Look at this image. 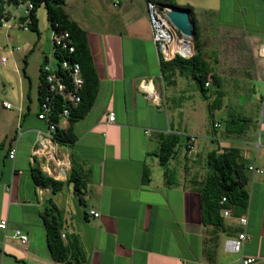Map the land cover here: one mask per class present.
I'll return each mask as SVG.
<instances>
[{
	"label": "crops",
	"instance_id": "crops-1",
	"mask_svg": "<svg viewBox=\"0 0 264 264\" xmlns=\"http://www.w3.org/2000/svg\"><path fill=\"white\" fill-rule=\"evenodd\" d=\"M110 1L66 0L65 4L71 19L87 33L100 80L92 108L75 125L77 140L62 145L70 168L64 176L53 177L65 181L71 159L76 160L85 177L80 194L69 184L53 193L50 188L36 185L32 175V169L40 163L33 161L31 150L47 129L38 113L41 67L49 52L48 32L43 39L42 31L37 34L35 47L39 55L19 56L8 51L6 62L1 58L0 223L6 220L7 228H0V264H78L74 260L58 262L49 251L43 214L49 213L53 204L59 209L64 244L73 241L75 246L77 241L85 255L80 264H241L243 255L264 261V54L260 52L264 0H175L181 6L191 5L198 25L202 21L211 28H215L225 2L226 12L240 16V22H223L221 29L201 31L202 40L205 42L204 37L211 32H221L233 45L232 51H238V62H252L255 69L251 101L246 98L238 112H229L225 120L207 117L215 130L222 129L220 135L207 132L217 145L215 149L238 147L246 165L263 170L256 174L249 171L250 203L242 214L248 216V225L241 231L246 230L251 238L240 253L225 248V240L239 233L238 216L224 218L223 230L204 225L202 220V199L195 182L205 179V158L211 150L201 155L196 141H180L178 154L169 162L168 177L159 162L161 141L167 134L179 135L180 140L183 135L197 137L191 132L196 106L187 101L198 94L205 98L203 93L197 85L191 95L182 89L180 99L170 106L169 101L177 96L170 87H176L180 78H190L176 74L174 83L163 78L162 57L152 38L147 0H118L116 6L112 0V6L118 8L112 13L103 9L110 7ZM102 10L106 12L100 13ZM35 47L29 46L27 53ZM252 48L254 63L249 56ZM224 56L214 48L206 58L215 69L226 62ZM32 58L39 63L36 88L27 74ZM24 68L28 86L21 76ZM215 72L221 76L223 86L225 77L217 69ZM246 84L235 92L240 98L246 94ZM213 86H208L207 96L212 95L209 92ZM219 90L222 96L232 94L222 87ZM208 103V114L213 115ZM187 106L190 111L185 109ZM110 112L115 113L113 122L108 121ZM67 122L62 120L60 128H65ZM216 123L220 126L215 127ZM13 148L16 155L11 158ZM174 172L180 174L176 179L172 177ZM145 174L150 178L147 183ZM17 229L28 235L26 244L14 236Z\"/></svg>",
	"mask_w": 264,
	"mask_h": 264
},
{
	"label": "trees",
	"instance_id": "trees-1",
	"mask_svg": "<svg viewBox=\"0 0 264 264\" xmlns=\"http://www.w3.org/2000/svg\"><path fill=\"white\" fill-rule=\"evenodd\" d=\"M9 0H0V20L6 18L9 20L11 16ZM169 7H180L190 12L194 21V34L191 38L193 44V54L189 58H183L179 55L169 60L161 59L160 65L163 78L167 83L175 82L174 75L179 74L184 77L193 79L201 93L208 98L207 82L217 88L222 87V78L215 72L210 65L202 48L201 35L197 25L194 8L191 5H179L175 0H151ZM33 3V9L28 16L30 29L40 35L38 9L45 6L47 9L48 19L51 28L57 29L55 24L58 23L59 29L70 32L76 51L72 54V58L81 64L84 76V85L81 89V103L70 110L67 126L57 129V139L61 145H71L77 140L75 132L76 123L83 119L92 108L100 87V80L94 66L93 58L88 45L86 31L74 20L71 19L65 9L66 0H11L13 3ZM20 21L27 18L18 15ZM0 21V26H2ZM26 70L24 68V74ZM173 80V81H172ZM210 83V84H211ZM46 90V84L41 71V84L39 87V99ZM220 93V90L218 91ZM222 96L221 94H219ZM211 108V105L209 106ZM59 122V118L54 119ZM229 125V121L226 122ZM190 139V137H187ZM180 136L175 134H167L163 137L158 152L159 162L166 169V176L169 173L167 168L169 162L178 154V146L180 145ZM207 173L203 181L195 182L197 190L201 194L202 199V220L204 225H211L218 230L224 228V218L221 216V209L228 207L232 209L235 216H241L246 213L250 203V192L248 189L250 183V175L248 165L243 160L241 151L238 147H224L209 151L205 158ZM32 175L36 185L50 188L53 193L61 191L66 184L74 183V189L77 194L85 188V180L83 176L82 166L74 159H71V169L65 181L55 179L42 171L40 165H36L32 169ZM150 178L144 175V182H149ZM227 199L225 204H221L222 198ZM59 209L53 204V208L43 214L46 225V235L49 251L52 257L58 262L76 261L80 264L85 255L81 247L73 241L69 245H65L61 237ZM74 253V257H72Z\"/></svg>",
	"mask_w": 264,
	"mask_h": 264
},
{
	"label": "built area",
	"instance_id": "built-area-1",
	"mask_svg": "<svg viewBox=\"0 0 264 264\" xmlns=\"http://www.w3.org/2000/svg\"><path fill=\"white\" fill-rule=\"evenodd\" d=\"M118 4V0L114 1V5ZM147 8L150 16V23L152 29V38L156 44L161 57L169 60L176 55L183 58L192 56L194 48L191 38L180 34L174 25L171 23L168 13L170 7L160 5L157 2L147 0ZM33 9V3H25V21H21L20 27L24 30H30V22L28 16ZM20 15V13H18ZM3 26L10 29L12 26L8 24V19L1 18ZM54 29L51 28V47L49 52L44 56V62L41 67L43 78L46 84V90L40 101V108L38 117L47 123V129L42 131L40 138L33 145L31 156L34 162L39 161L40 168L43 172L51 177H62L70 168V160L62 151V145L57 139V129L60 128V122L67 120L70 115V110L77 107L81 103V89L84 85V76L81 64L72 58L76 48L73 43L71 34L67 30L59 29L58 23L55 24ZM20 50V47L15 49L10 47V51ZM260 52L264 54V38L260 44ZM7 57H2V61L6 62ZM146 81H143L145 83ZM210 82L206 83L208 87ZM8 108L12 107L10 103L4 102ZM59 118V122L54 119ZM115 120V113L108 114V121ZM220 123H216L215 127H219ZM196 139L195 136H190L191 142ZM16 149H11L9 156L14 158ZM249 171L252 173H263L256 165H249ZM227 199L222 198L221 204H225ZM95 216L99 213L91 211ZM221 216L223 218H230L233 216L231 208L223 207L221 209ZM237 219L242 227L248 225V216L241 215ZM0 228H7V221L3 220L0 223ZM15 237H17L22 244H26L29 240L28 235L23 233L20 229L15 230ZM251 235L246 231H240L235 237L225 240V248L227 251L233 253H240L249 241ZM241 264H264L260 263L255 256L243 255L241 257Z\"/></svg>",
	"mask_w": 264,
	"mask_h": 264
},
{
	"label": "rangeland",
	"instance_id": "rangeland-1",
	"mask_svg": "<svg viewBox=\"0 0 264 264\" xmlns=\"http://www.w3.org/2000/svg\"><path fill=\"white\" fill-rule=\"evenodd\" d=\"M127 1V0H126ZM228 2V0H225ZM109 2V0H106V3ZM226 6L225 2L223 5V10L217 14V19L215 20L214 27L217 29L223 22H240V16L233 17L230 16L229 13L226 12L224 9ZM10 12L11 16L8 20V24H10L12 27L8 29L6 26L0 27V66H1V58L3 56L7 57L10 55L8 51H10V47H14L17 49L20 47V50H15V53H17L19 56H22L25 54V56L33 55H39L38 47H35V42H37L38 35L33 30H24L20 25L22 24L20 19L18 18V13L21 15H24L25 13V3L16 4L13 3L10 5ZM103 9H106L109 11V13L114 12V10H117L118 8H115L112 6V0L110 1V7H103ZM106 12L105 10L100 11V13ZM38 17H39V30L42 31L41 39L45 37L44 35L48 32L47 39L49 41V48L51 47V26L50 21L48 19L47 15V9L45 6H41L38 9ZM201 17V14L198 15ZM243 22L251 23L252 21L249 19H243ZM198 25V23H197ZM201 26V27H200ZM205 26V27H203ZM215 28L209 27L208 24L204 25L202 21H200V25H198V29L201 35V31H214ZM222 31V30H221ZM211 32V35H206L205 42L203 37H201L202 40V48L204 51V54L209 57V55H212V50L215 48L220 49V54L225 55L224 58L226 59V62L221 63L218 67L215 68L225 77V81H223V86L226 91H229L232 94L227 93L226 96H220L216 90L218 88L214 85L209 94L212 93L211 96H208V98H203L201 94L191 96L190 99H188L187 103L188 105L194 104L196 106V117L191 120L192 128H194V131L191 130L192 133L196 134L197 137L194 141H196V145L198 149L201 151V155H205L208 150H213L217 147V145L212 142L208 136L207 132H216L220 135L222 129H214L211 124H209L210 121H208V118H214L219 120H225L228 116V113L231 112L233 115H235L238 112V106L239 104H243L245 99L248 98V102H250V97L253 98L254 93L250 90V88L255 84L254 80H252L255 75V69L252 65V62L248 63H242L239 61V54L238 51H232L233 45L229 42L225 41V38L223 37V34L220 32H217V34ZM204 43L206 45V48L204 47ZM29 46L35 47L30 54L27 53V49ZM48 48V49H49ZM27 54V55H26ZM209 54V55H208ZM233 55V57H232ZM236 55V56H235ZM24 56V57H25ZM250 59L255 60L253 48L250 51ZM241 58V57H240ZM246 61V60H245ZM23 64V61H22ZM214 68V67H213ZM27 74H30V76L33 78V87L36 86V74H39V63L32 58L31 60V66L30 69L27 70ZM21 76L24 81V84L28 86L29 79L28 77H25L23 70L21 71ZM180 83L176 87H170L172 89L171 91L175 92L177 96H175L174 100L169 101V105L172 106L175 104L179 99L180 96L183 94V90H186V93L188 95H191L193 90L196 88V83L194 80L180 78ZM252 80V81H251ZM249 81V82H248ZM248 82V84H246ZM247 86L246 94L244 93L242 98H240V94H236V90L240 88V86L245 85ZM36 88V87H35ZM183 89V90H182ZM232 89V92H231ZM236 97V98H235ZM7 100H10L7 98ZM207 101L210 102L208 104H211V111L213 115L208 114V108L206 106ZM1 107L3 108L2 101H1ZM164 108V107H163ZM186 110L190 111V106H187L185 108ZM208 117V118H207ZM187 139V136L183 135L181 136V142H185ZM182 151H184V148L182 147ZM182 153V152H181ZM180 174L173 173L172 177L176 179L179 177ZM72 190L74 189V183L69 184V186ZM229 218V217H228ZM236 225L238 227V231L240 232L243 230V227L239 223V220L236 221ZM260 263H264V261H261Z\"/></svg>",
	"mask_w": 264,
	"mask_h": 264
},
{
	"label": "water",
	"instance_id": "water-1",
	"mask_svg": "<svg viewBox=\"0 0 264 264\" xmlns=\"http://www.w3.org/2000/svg\"><path fill=\"white\" fill-rule=\"evenodd\" d=\"M11 5V0L8 1V6ZM168 17L174 27L184 36L193 37L194 21L191 18L190 12L180 7H170Z\"/></svg>",
	"mask_w": 264,
	"mask_h": 264
}]
</instances>
